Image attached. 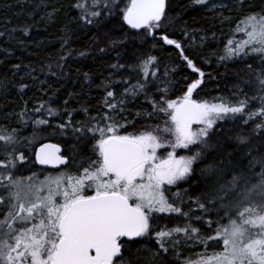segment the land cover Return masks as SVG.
I'll list each match as a JSON object with an SVG mask.
<instances>
[{"label":"trees","instance_id":"trees-1","mask_svg":"<svg viewBox=\"0 0 264 264\" xmlns=\"http://www.w3.org/2000/svg\"><path fill=\"white\" fill-rule=\"evenodd\" d=\"M130 1L0 0V199L10 203L14 183L46 173L35 162L40 144L60 145L78 168L97 163L102 139L135 137L202 76L211 100L235 93L241 112L208 134L188 176L161 191L164 211L140 204L142 183L126 189L148 229L117 260L184 264L209 254L230 220L264 214V194L239 195L264 187V114L247 119L264 109V50L230 49L245 40L246 22L264 21V0L213 10L206 0H168L139 30L125 22Z\"/></svg>","mask_w":264,"mask_h":264},{"label":"rangeland","instance_id":"rangeland-1","mask_svg":"<svg viewBox=\"0 0 264 264\" xmlns=\"http://www.w3.org/2000/svg\"><path fill=\"white\" fill-rule=\"evenodd\" d=\"M206 2L208 10L216 7L232 8L229 0H206ZM240 38L245 40L236 48H230L235 52L237 50V54L244 52L246 48L264 50V21L246 22L242 26ZM167 42L175 44L173 41L167 40ZM27 75L31 76L30 73ZM199 79L191 82L187 93L177 101L166 104L163 102L160 121L150 124L151 126L135 137L122 138L140 144L145 150L148 161L127 177L115 178L116 186L110 176L103 174V170L99 174L93 169L90 170V175L85 177L88 182L86 184L83 182V185L78 178L65 177L61 173L54 176H43V174L34 181L19 179L18 183H14L15 189L11 194L10 203L9 201L4 203L0 199V205L4 206L0 209V264H50L51 260L48 256L55 247V238L53 239L52 236L57 232V224L71 200L70 195L80 193L86 188L87 190L93 188L96 180L100 181L101 188L115 187L117 190L120 187L142 183L136 189L139 199L145 198L140 204L150 203L148 208L151 211L157 209L164 211L163 208L168 206L162 198L163 202L160 203L161 191L168 186H174L188 176L195 156L208 134L222 121L233 119L241 112L242 103L238 95L220 94L211 100L212 94L208 90L210 84L202 76ZM261 97L264 100V94ZM185 108L190 109L188 115L192 117L191 120L181 117L180 111ZM196 112L199 113L197 117L194 116ZM147 114L157 115L151 111ZM263 114L264 109L258 106L255 115L247 119L257 120ZM106 139L108 138L100 142V152H103ZM99 165L103 168L101 164ZM148 171L150 180L145 182ZM261 188L246 190L239 195L242 197L245 195L244 200L246 198L261 200L262 198L258 197L264 194V189ZM127 197L129 198V195ZM140 204L138 203L137 206L142 210ZM165 211L168 212L169 209ZM147 229L148 224L146 231ZM218 236L219 239H212L206 243L211 248V252H216L222 247L220 251L210 252L201 259H188L184 264H264V214L254 215L240 222L230 220L219 229ZM164 239L170 243L181 240L172 237V234H166Z\"/></svg>","mask_w":264,"mask_h":264},{"label":"water","instance_id":"water-1","mask_svg":"<svg viewBox=\"0 0 264 264\" xmlns=\"http://www.w3.org/2000/svg\"><path fill=\"white\" fill-rule=\"evenodd\" d=\"M167 1L131 0L125 14L127 26L133 30L143 28L150 18L163 15ZM147 161L144 148L134 141L111 137L104 143V166L120 178ZM35 162L40 169L59 170L67 166L68 159L60 145L45 142L36 148ZM145 225L143 211L131 206L120 194L79 200L60 221L63 236L52 264H112L114 258L121 256L118 239L140 237Z\"/></svg>","mask_w":264,"mask_h":264},{"label":"flooded vegetation","instance_id":"flooded-vegetation-1","mask_svg":"<svg viewBox=\"0 0 264 264\" xmlns=\"http://www.w3.org/2000/svg\"><path fill=\"white\" fill-rule=\"evenodd\" d=\"M181 112V117H183L184 119L185 118H188V119H192V117H190L188 114L190 113V109L189 108H185V110H181L180 111ZM198 112H196L195 113V117H197L198 116ZM111 138V137H110ZM117 138H119V137H117ZM109 139V138H108ZM120 139H122V138H120ZM107 140V139H106ZM105 140V141H106ZM105 141H104V143H105ZM41 145V144H40ZM36 151V150H35ZM63 156L64 157H66L67 159H68V164H67V166H65V167H63V168H61V169H59V170H45V169H40L39 167H38V169H40V170H42V171H44V172H46L43 176H46V175H50V176H54V175H57V174H59V173H61L62 175H64L65 177H71V178H74V179H76V178H78L79 180H81L82 181V185H83V182L86 184L87 182H86V176H89L90 175V173H91V171L90 170H92L93 169V171H95V170H97L96 172H99V174H100V172L103 170V174H105V175H108V176H110V178L112 179V181L114 182V179L115 178H119V179H123V178H120L119 176H117L116 174H114V173H111V172H109V171H107L106 170V168H105V166H104V163H103V160H104V149H103V152H100V154H99V156H98V160L99 161H97L98 163H94V164H92V163H90V164H88L87 166H85L84 168H78L76 165H73L72 163H71V160H70V158L66 155V153L64 152V150H63ZM99 164H101L102 165V167L104 168H101V166L99 165ZM37 165V164H36ZM144 165V164H143ZM142 166V165H141ZM140 167V166H139ZM138 167V168H139ZM137 169V168H136ZM135 170V169H134ZM134 170H132V171H134ZM105 171V172H104ZM131 171V172H132ZM130 172V173H131ZM129 173V174H130ZM102 174V175H103ZM128 174V175H129ZM127 175V176H128ZM126 176V177H127ZM41 177V176H40ZM39 177V178H40ZM102 180H103V178H102ZM99 183H100V181L99 180H96L95 181V186L93 187V188H91V189H88L87 190V188H86V190L84 189L83 191H81L80 193L78 192L77 194H75V195H70L71 196V200L69 201V203L67 204V206H66V208L64 209V211H63V213H62V215H61V218H60V220H59V224H57V232H55V233H53V236H55V237H53L52 236V238L54 239L55 238V247H54V249H53V252H51V255L49 254V258L48 259H50L51 260V263L50 264H52V261H53V257H54V253H55V251H56V246H57V244H58V242H59V240L62 238V231H61V228H60V221H61V219H62V217L65 215V213L67 212V210L71 207V205L73 204V203H75V202H77V201H79V200H87V199H92V198H96V197H100V196H106V195H111V194H120V195H122L127 201H128V203L131 205V206H133V207H136V208H138V204L137 203H135V202H133V196H134V194L133 193H131V194H127L126 193V189L129 187V186H124V187H120L119 188V190H117V188H112V187H109V188H101V187H99ZM101 184V183H100ZM114 186H116V182H114ZM135 193V192H134ZM138 193V192H137ZM136 193V194H137ZM127 195H129V198L127 197ZM142 199H145V198H143L142 197ZM139 209V208H138ZM141 210V209H140ZM143 211V210H142ZM143 213H144V211H143ZM144 216H145V219H146V224H147V218H146V214L144 213ZM145 231H146V225H145V229H144V231H143V233H142V235L145 233ZM142 235L140 236V237H138V238H136V239H134V240H127V239H118V241H117V243L119 244V246H120V248H121V256H122V254H123V252H124V250H125V248H127V247H129L130 246V244L132 243V242H134V241H137V240H140L139 238H141L142 237ZM142 239V238H141ZM92 256H95V253H92ZM121 256L119 257V258H121ZM119 258H114L113 259V261H112V264H117V260L119 259Z\"/></svg>","mask_w":264,"mask_h":264}]
</instances>
